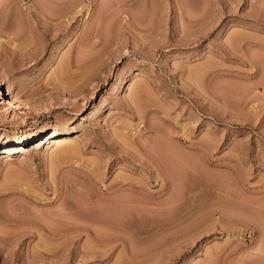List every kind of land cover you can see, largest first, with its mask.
<instances>
[{
	"label": "rangeland",
	"instance_id": "obj_1",
	"mask_svg": "<svg viewBox=\"0 0 264 264\" xmlns=\"http://www.w3.org/2000/svg\"><path fill=\"white\" fill-rule=\"evenodd\" d=\"M24 133L0 264H264V0H0V137Z\"/></svg>",
	"mask_w": 264,
	"mask_h": 264
},
{
	"label": "bare ground",
	"instance_id": "obj_2",
	"mask_svg": "<svg viewBox=\"0 0 264 264\" xmlns=\"http://www.w3.org/2000/svg\"><path fill=\"white\" fill-rule=\"evenodd\" d=\"M10 86H8L7 88V90H8V92H9V94L12 96L11 98H12V100H14L15 102H16V106H17V108L18 109H20V111L22 110V108L20 107V104H21V102H20V100H19V98L16 96V94L12 91V89L11 88H9ZM6 108V107H5ZM16 112V111H15ZM21 112H23V111H21ZM7 115V114H6ZM15 113H13L12 114V116H13V118H16L15 117ZM11 116V115H10ZM24 117V116H23ZM23 117H21L20 119H24ZM9 119V118H8ZM13 120V119H12ZM75 129V128H74ZM73 129V130H74ZM33 132H28V134H27V136H30L31 134H32ZM70 132H69V129H66V130H62V129H59V128H52L51 129V131L48 133V134H45L46 135V137H47V135H48V137H47V139H46V141H48L47 142V144L46 145H55V147H62V146H64V144L68 141L67 139L68 138H66L67 136H66V134H69ZM76 134V133H75ZM61 137H64V138H61ZM73 137V136H72ZM42 138V137H41ZM26 138H25V133L24 134H22V135H18V136H16L15 138H12V139H8V138H3V137H0V144L2 143V142H14V141H16V143H19L20 141H23V140H25ZM41 141H42V139H41ZM71 141V140H70ZM71 142H73V141H71ZM75 142V141H74ZM73 142V143H74ZM46 143V142H45ZM69 143V142H68ZM73 143H71V144H73ZM63 144V145H62ZM74 144H76V142L74 143ZM72 145L70 148H69V150H73L75 147V145ZM70 145V144H69ZM77 145V144H76ZM65 146H67V144H65ZM77 147V146H76ZM161 147V146H160ZM4 150H7L8 151V153H11L12 152V149L11 148H4ZM68 151V150H67ZM73 152H75V151H73ZM79 152V151H78ZM174 152V151H173ZM165 158V157H164ZM183 159H185V158H183ZM196 160V159H195ZM194 161V160H193ZM164 163V162H163ZM173 163V162H172ZM174 164H175V162H174ZM190 164H192V163H190ZM187 166V165H186ZM188 167V166H187ZM171 170V169H170ZM171 173V172H170ZM179 193V192H178ZM181 193V192H180ZM174 195V194H173ZM176 195V194H175ZM187 195V194H186ZM196 195V194H195ZM193 198V197H192ZM175 199V198H174ZM173 199V200H174ZM186 199V198H185ZM184 199V200H185ZM88 200V199H87ZM172 200V201H173ZM179 200V199H178ZM1 201V200H0ZM111 201V200H110ZM115 201V200H114ZM126 201V200H125ZM124 201V202H125ZM141 202L142 201H140V200H137V201H134V210L130 213V214H132L130 217L129 216H127V217H129V218H126V217H123V215L125 214V216L127 215V213L128 212H125V208L124 209H121L120 207L118 208L116 205V207L118 208H114V210L112 209V208H110V209H112L113 211H111V212H109L110 213V217H106L104 220V222H103V219H101L102 220V223H105L104 224V226L106 225V223H107V225L108 224H111V225H113V226H116V228H120L119 226H121V228H123V226H132V227H137V226H139V224H140V221H141V217L143 216L142 214V208H143V206H142V208H141ZM176 201H173V203H175ZM168 203H169V200H168ZM167 203V204H168ZM172 202L170 201V203H169V205H172L171 204ZM130 204V203H129ZM165 204V203H164ZM77 205V204H76ZM114 205V204H113ZM105 206V205H104ZM103 206V207H104ZM124 206H126V205H124ZM145 206V205H144ZM219 206V205H218ZM73 207V206H72ZM87 207V206H86ZM106 207V206H105ZM5 208V207H4ZM82 208V207H81ZM78 209V208H77ZM101 209V208H100ZM128 209V208H127ZM81 210V209H80ZM84 210V209H83ZM97 210V209H96ZM132 210V209H131ZM110 211V210H109ZM190 211V210H189ZM81 212V211H80ZM84 212V211H83ZM82 212V213H83ZM86 212V211H85ZM87 212H88V210H87ZM92 213H93V211H92ZM109 213L107 214V216L109 215ZM6 214V213H5ZM8 214V213H7ZM79 214V213H78ZM103 214V213H102ZM101 214V215H102ZM98 215V214H97ZM106 215V214H105ZM184 215V214H183ZM12 216V215H11ZM10 216V217H11ZM83 216V215H82ZM93 216V215H92ZM122 216V217H121ZM105 217V216H104ZM103 217V218H104ZM90 218H92V217H90ZM90 218H88L89 220H90ZM94 218V217H93ZM92 218V219H93ZM11 219V218H10ZM18 219V218H17ZM88 219H85V220H88ZM36 220V219H35ZM215 221V220H214ZM219 221V220H218ZM93 222V221H92ZM98 222H101L100 220L98 221ZM42 223V222H41ZM96 223H97V221H96ZM211 224V223H210ZM92 225V224H91ZM106 225V226H107ZM110 225V226H111ZM222 227V226H221ZM30 228V227H29ZM105 228V227H104ZM108 228V227H107ZM222 228H224V227H222ZM127 229V228H126ZM38 230V229H37ZM122 231V230H121ZM40 233V232H39ZM51 233V232H50ZM40 235H43V234H40Z\"/></svg>",
	"mask_w": 264,
	"mask_h": 264
}]
</instances>
